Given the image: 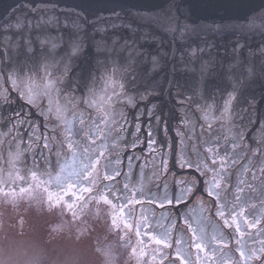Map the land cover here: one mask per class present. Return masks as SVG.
<instances>
[{
  "label": "snow or ice",
  "instance_id": "6c2138e0",
  "mask_svg": "<svg viewBox=\"0 0 264 264\" xmlns=\"http://www.w3.org/2000/svg\"><path fill=\"white\" fill-rule=\"evenodd\" d=\"M30 11L36 14L33 19L25 16L24 22L17 18L14 24L11 21L0 24V146L7 143L11 151L13 146L19 145L21 156L29 151L43 156L47 151L49 155L55 152L58 161L69 156L74 161L78 160L75 166L59 167L58 171L41 170L34 160L33 167L25 171L32 180L59 186L65 197L84 200L87 196H96L109 205L113 209V221L118 220L125 229L134 231L144 246L143 257L148 259V264H215L216 252H209L204 242V229L200 228L198 235L197 229L188 222V216L196 208L204 210L203 205L197 204L188 212L182 209V206L188 208L190 198L197 193L209 199L212 207L208 211L222 221L223 228L227 230V240L217 239L215 234L211 237L217 248L232 252V257L224 260L223 264H235L237 258L239 264H250L253 258L260 260L262 257L256 256L255 249H251L252 257H248L239 240L245 236L240 226L241 218L249 231L258 229L261 220H249L245 208L237 210L233 206L229 209L227 195L221 196L222 192L231 195L229 185L237 193L245 188L255 190L257 182L264 185V137L257 139V135L264 130V117L259 122L254 114L245 118V109L240 104L241 92L235 86L240 84V80L233 71H241L245 82L256 79V68L251 63L245 64L241 70L243 60L239 54L245 43L239 37L250 34L257 25L249 20V32H245L242 25L239 35L231 40L234 59L227 65V74L235 79V85L226 91L222 103L216 101L215 95L207 97L204 94L207 80L210 75L214 77L216 74L215 58L202 60L198 68L195 66L198 56H203L205 51L210 53L214 43L204 47L189 46L180 53V71L198 73V88L180 99L179 103L181 106L187 103L203 114L195 119H203L199 136L207 137L202 139L203 151L193 145V151L188 153L185 148L177 151L174 144L158 143L153 135L152 121L162 122L167 131L166 119L160 121L157 115L162 105L156 98L167 94V89L161 91L163 81L157 73L164 68L165 59L177 57V40L186 43L188 38L197 35L194 27L181 20L178 13L167 15L168 25L164 31L171 36L172 47L166 49L163 45L168 41L163 36L156 35L147 26L139 27V23L153 19L141 13H131L127 22L118 25L115 21L121 20V14L113 11L110 17L114 18L112 23L101 27L82 12L61 9L55 2L32 6ZM118 27L126 28L133 38L109 35L110 30ZM50 29L57 34L52 35ZM137 32L140 33L139 41L135 39ZM229 33L230 29L224 34ZM141 43L155 44L156 50L149 52L140 46ZM258 50L264 55V46ZM249 51H252L250 47ZM77 62L80 71L73 72ZM220 65L224 67L223 61ZM145 66L146 70L138 71ZM172 71H176L175 66ZM261 79L264 80V74ZM171 83L168 82L169 87ZM197 94L203 104L196 99ZM247 101L249 106H254L255 97L248 96ZM18 103L20 106L13 108ZM77 105L81 107L79 112L75 111ZM5 109L10 113L7 120L4 118ZM33 110L36 116L43 118V132L39 131L38 121L31 118ZM184 111L182 124L190 118L189 109ZM208 112L212 113L211 119ZM129 113L137 131L140 130V118L144 115L149 118L145 148L150 150L148 155L159 158V165L153 164L157 180L169 171V165L173 173L179 171L181 175H189L193 179L174 183L171 194L167 183L154 181L153 187L157 192L151 198L145 197L142 186L137 189L127 182V174L118 167L123 163L121 149L130 145L134 148L140 141L139 136L131 141L127 139ZM74 124L78 125L75 130ZM251 124L257 125L250 137L255 148L242 143L249 139L251 129L248 125ZM205 127L208 132L204 131ZM213 127H216L214 137L210 135ZM225 128L229 135H222ZM176 135L181 144L189 139L196 140L195 124L188 129L186 136L179 131ZM25 139L27 145L21 147ZM34 144L40 146L33 149ZM248 152L253 155L249 157ZM135 159L139 158L128 157L129 169ZM241 160L247 163L241 164ZM233 174L236 183H233ZM121 177L124 182H121ZM161 189L163 195L159 197L157 194ZM148 191L151 193V188ZM235 199L239 200V196ZM146 204L161 209L162 214L172 209L177 212V220H183L191 234L188 247L195 253L194 259L180 247L185 243L183 240L174 239L171 232L162 237L153 231L154 226L144 211ZM233 240L237 244L235 249L230 247ZM260 251L264 253V248Z\"/></svg>",
  "mask_w": 264,
  "mask_h": 264
},
{
  "label": "water",
  "instance_id": "95a60500",
  "mask_svg": "<svg viewBox=\"0 0 264 264\" xmlns=\"http://www.w3.org/2000/svg\"><path fill=\"white\" fill-rule=\"evenodd\" d=\"M50 2L58 3L59 7L64 10L82 12L101 27L112 23L114 18L110 19V17L113 11L121 14V20L115 21L118 25L122 22H127L130 19V14L133 12L141 13L146 17L150 16L153 19L146 23H139V27L144 28L147 26L156 35L163 36L168 41L163 45L166 49L172 47V38L164 31L168 25L167 15L173 12L178 13L181 20L186 21L191 27L195 28L197 35L188 38L186 43L179 40L175 42L177 57L175 59H165L164 68L161 72L157 73V76L161 77L163 81L160 85L161 91L167 89L166 95L156 98L162 105L160 112L157 114L160 117V121H164L168 115L169 124L175 118L173 122L175 133L179 131L185 136L188 134V129L195 124L197 139H189L185 144L177 141L175 144L177 151L180 148H185L188 153L193 151V145H195L196 149L203 151L202 139H206L207 137L200 138L199 136L203 119H195L196 116H202L203 114L196 112L187 103L183 106L179 103L180 99L190 95L194 88H198V73L180 71L179 55L189 46L204 47L209 43H214L215 47L212 48L210 53L205 51L203 56H198L195 60V66L198 68L202 60H207L210 57L215 58L216 64L214 70L216 74L214 77L210 75L204 86V94L207 97L215 95L216 101L222 103L226 91H230L233 85H235V79L229 77L227 74V65L234 59L232 53L234 44L231 43V40L233 36L239 35L240 26L242 25L245 26L244 31L249 32V20H251L257 26L250 31V34L240 35L239 38L244 41L245 48L239 55L243 60L241 70L245 64L251 63L256 68L257 77L250 82H245L242 72L233 70L235 76L240 80V84L235 86L241 92L240 104L245 109V118L254 114L257 122H259L261 117H264V80L261 79L262 74H264V55L258 50L264 46V35H261L264 32V0H0V24H5L9 21L14 24L17 18L21 22H24L25 16L33 19L36 14L31 12L30 8L32 6H42ZM22 5L24 6L23 8L21 7ZM61 19H63V14H61ZM229 29L230 33L224 34ZM52 31L55 32V35L57 34L55 30L52 29ZM33 35H35V32ZM109 35H116L122 39L133 38L132 33L124 27L110 30ZM135 39L137 41L140 40L139 32L136 33ZM140 46L147 48L149 52H154L157 47L155 44L143 43ZM249 47L252 49L251 52L249 51ZM185 60L186 62L188 61L187 54H185ZM221 61H223L224 67H221ZM173 66L176 68L174 73L172 71ZM146 67L138 69V71L146 70ZM155 78L153 77V79ZM169 81L172 82L171 87H169ZM177 93L180 94L179 98L177 97ZM248 96L255 97L254 106L248 105ZM196 99L201 104L204 103L203 100H200L199 94L196 95ZM16 105L19 106L18 104ZM77 108L79 109L77 112H79L81 107L77 105L75 109ZM185 108L189 109L188 116L190 118L186 119L182 124L181 117L185 115ZM207 115L211 119L212 113L208 112ZM31 118L38 120L36 116ZM146 119H149L148 116ZM156 124L159 126V131L162 133L166 132L162 122H156ZM87 125L88 121L86 120L85 130L87 129ZM132 127H135V124ZM248 127L251 129L248 134L249 139L242 141V143L255 148L256 145L251 143L250 137L252 132L256 131L257 125L251 124ZM39 131H41L40 128ZM204 131L208 132V129L205 127ZM135 132L140 133V131ZM229 134L227 128L222 132V135ZM165 135L166 137L162 138L159 133L158 141L171 144V138L167 133ZM210 135L213 137L216 135V127H213ZM261 137H264V130L257 135V139ZM142 142L143 140L137 146H143ZM37 146L39 147V145H33V149H36ZM128 148L133 149V147ZM134 151L139 153V156L141 153H145L144 155H146L143 149H134ZM27 153H29L27 156H30L31 159L29 164L33 167V162L36 158L32 151ZM44 153L45 157L49 156L47 151ZM247 155L251 157L253 153L248 152ZM256 159L259 161V156ZM43 161L44 159L42 163H39L35 160L41 169H49L47 163L49 161ZM240 163L244 164L247 161L241 160ZM164 174H167V172ZM178 177L183 176L179 174ZM184 178L193 179L192 176L188 175ZM160 179H163L164 182H170L165 176H162ZM232 179L233 183H236L235 174H233ZM18 188H20L18 191L13 192L11 190L14 189L13 186L11 187L9 184L5 186L0 185V196L6 193L5 197H0V264H135V262H132L134 260H131L122 248H118V241H124L123 243H125L127 240L128 237L123 236L122 233H127L128 230L119 221L117 223L113 221V209L111 207L89 209L91 202L100 201L96 196H88L89 199L82 202L70 197L66 202L68 204H65L67 209L62 207L63 201L59 196V192H57L58 187L55 185H45L37 180H30L26 184L19 185ZM228 189L231 195L222 192L221 196L227 195L229 209L233 206L237 210L245 208L249 220L259 218L261 220L260 225H263L264 185L257 182L255 190L249 191L245 188L244 191L239 193L231 185L228 186ZM143 191L146 194V187ZM18 192L19 194L15 197L14 194ZM237 195L239 196V200L235 199ZM5 200L10 201V203L2 202ZM19 201L34 202L39 209L35 207L38 210H34L31 206L26 208L27 206L23 203L20 206L17 205L16 209V203L18 204ZM194 202L205 205L207 210L212 207L209 199L199 193L195 197L190 198L189 203L192 204ZM83 203L86 205H83ZM96 206L98 207V205ZM145 207L146 205L144 206V211ZM84 210L88 212L87 218L86 216L82 217ZM259 212L260 215L258 216ZM209 216L219 223L222 232L226 235L222 221L214 216L212 212ZM97 217H100L101 221H96L95 218L97 219ZM185 226L187 225L184 223L182 225L184 233L191 236ZM240 226L246 235L245 229L247 226L244 224L242 218ZM116 228L119 238L112 243L108 242L109 245L104 247L103 245L107 243V240L102 241L98 239L97 230L101 229L100 231L105 232L110 229L116 230ZM199 229L197 233L200 234ZM254 230H251L250 233H255ZM203 235L206 236L209 233H206L204 230ZM211 237L210 235V239ZM112 244L115 246H111ZM220 264H223V262Z\"/></svg>",
  "mask_w": 264,
  "mask_h": 264
},
{
  "label": "flooded vegetation",
  "instance_id": "af4514ba",
  "mask_svg": "<svg viewBox=\"0 0 264 264\" xmlns=\"http://www.w3.org/2000/svg\"><path fill=\"white\" fill-rule=\"evenodd\" d=\"M49 31L52 35H55V32H53L52 29H50ZM78 64H79V62H78ZM72 71L73 72H79L80 66L78 65ZM18 105L20 106L19 103H18ZM19 106L15 105V106H13V108L19 107ZM192 109H194V108L192 107ZM78 110H79L78 108L75 109V111H78ZM8 115H10V113L8 112V109H5L4 110L5 120H7L6 117ZM128 115H129V118H128L129 119V125H128L127 130H126L127 139L129 141H131L136 136H139L140 141L143 140V142H142L143 146H137L136 145L133 149H130V148L124 149L122 147L120 155L123 158V163L120 164L118 167H120L123 170V172L125 174H127V182H129V184L132 187L137 188V189H139L141 186L143 187V189L146 187V194H144L145 197L151 198L152 194L157 192L156 188L153 187L154 181L159 182V183H167V185L169 186V194H171L172 185L174 183H176L177 181H180V180H189V179L184 178L187 175H182L183 177H178V175L180 174L179 171H177L176 173H173L171 171V166L169 165V171L167 172V174L160 175L158 180H157V177L155 176L154 171H153V164L158 166L160 163L159 158L156 155H152V156L148 155V152L150 150L145 148V144H146L147 139H148L147 124H148L149 119H146L147 115H144L143 117L140 118V120H139L140 122H138L140 125V130H139L140 133H136L135 132V131H137L136 126L132 127V125L135 124V122H133L132 114L129 113ZM34 116H36V115H35V112L33 110L32 117H34ZM36 117H38V116H36ZM42 119L43 118L38 117V120H36L39 122L41 131L44 130L43 129L44 121ZM174 120H175V118H173L170 121V123L168 124V115L166 116L167 131L165 133H167L168 136L171 138V144L175 145L177 143L178 139H177V136L175 133L176 131L173 129ZM156 122L157 121L155 119L152 121L153 135H154V138L156 139V141L159 143L158 134L160 133L162 138H165L166 135H165V133H162L161 131H159V126L156 124ZM76 127H78V125L74 124L73 130H75ZM128 133H130V135H128ZM174 140H175V142H174ZM26 145H27V139H25V141L21 144V147H26ZM129 147H132V146L130 145ZM134 149H143V150H145L144 152H146V155H144L145 153L144 154L141 153V155L139 156V153H136L134 151ZM9 150L10 149H9L7 143H5L3 146H0V185L5 186V185L9 184L11 187L13 186L14 189H11V190L14 192V191H18L20 189V188H18L19 185L26 184V183L30 182V180H32L30 178V176L28 175L27 171H25V169H30L32 166H30V164H29V162L31 160L30 156H27L29 153H26L23 156L20 155L19 145H15V146H13L11 151H9ZM44 155H45V153H44ZM44 155L41 156L38 153L35 154L34 155L36 158L35 160H37V162H39V163H42L43 159H44L43 162L49 161V162H47L49 165L48 166L49 170L56 169L58 171L59 167L70 168L72 166H75V163H78V160L74 161L73 157H71V156H69L67 158L61 157L58 161L55 152L52 153V155H49L47 157H45ZM129 156H135V157L139 158V159H135L132 161L131 169H129L127 167ZM25 161H26V163H25ZM43 169H45V168H42L41 170H43ZM162 176H165L166 178H168V180H170V182L169 183L164 182L163 179H160ZM120 179H121V182H124L123 177H121ZM56 187H58L57 192H59V196L61 197V199L63 201L62 207L67 208L65 206V204H68L66 202L69 200L70 197H65L63 195L62 189L59 186H56ZM150 188H151V193L148 191ZM17 194H19V192L14 194V196L17 197ZM5 195H6V193L1 195L0 197L3 198V197H5ZM157 195L159 197H162L163 189H161V191ZM88 199L89 198L87 196L86 199L79 200V201H81V202L87 201ZM2 202L10 203V201H8V200L2 201ZM95 202H98V203H95ZM95 202L94 201L91 203L89 202L91 204L89 209H91V210L96 209V208L99 209V207L110 208L109 205H107L101 201H95ZM22 203L27 206L26 208L31 206V208H33L34 210L39 209L38 207H36V204L34 202L31 203V202H25V201L24 202L19 201L18 204L16 203V209H17V205L20 206V204H22ZM77 203H79V202L77 201ZM197 204H201V203H198V202H194L192 204L189 203L188 208H184L182 206V209H183V211L188 212L191 208L195 207ZM83 205H86V204L83 203ZM96 205H98V207ZM259 206H261V205H259ZM35 207L38 209H36ZM203 209L204 210L202 211L201 209L196 208V210L194 212H192L191 215L188 216V222L192 224L193 228H196L198 230L201 227L206 231V233H209V235H206V236L204 235V242L207 244L209 252H212V251L216 252L215 264H220L224 260L230 259L232 257V252L228 249L217 248L216 244L212 241V239H210V235L212 236L215 234L217 236V239H225V240L228 239V236H226L225 233L222 232V228L220 227L219 223H217V221H215V219H213L212 217L209 216L211 211H208L205 205H203ZM106 211H108V210H106ZM145 213L149 216V220L154 226L153 231H155L157 235H161L162 237H167L168 233L171 232L172 237L174 239H181L185 242L180 247L186 253H188L190 258L194 259L195 253L191 252V250L188 247V243L190 242L191 236L184 233V229L182 228V225L184 224L183 220H177V212L174 209L165 210L162 214L161 209H159V208L154 209L151 205L146 204ZM87 214H88V212H86V210H84L82 217H85ZM138 214H139V212L137 213V215ZM259 215H260V212L258 213V216ZM86 218H87V216H86ZM95 220L101 221V218L97 217V219L95 218ZM198 220H199V222H198ZM117 222H118V220L115 223H117ZM160 225H162V227H160ZM173 225H175L174 228H173ZM179 228H182V229H179ZM185 228H187V226H185ZM100 230L101 229L97 230V234L99 237L98 239H101L102 241L107 240V243L105 245H103L104 247L108 246L109 243H112L114 240L116 241L117 238H119L117 236V233H118L117 228H116V230L110 229L109 231L106 230L105 232L100 231ZM245 231H246V235L244 236L243 239L239 240L240 246L244 249V251L246 252V255L248 257H252L251 249H255L256 256L262 257L260 260H256L253 258L251 260L250 264H264V253H262L260 251L262 248H264V223H263V225H259L258 229L254 230L255 233H250L251 231H249V229L247 227H246ZM225 232H227V230H225ZM189 234H190V232H189ZM197 234L199 235V233H197ZM222 234H224V235H222ZM122 235L126 236L128 238L125 241V243H123L124 241L123 242L118 241V248H122V250H124V252L127 255H129L130 259L134 260V261H132L133 263L135 262V264H148V259L143 257V253L145 251V248L143 245H141L139 240H137V237L134 234V231L128 230L127 233L123 232ZM96 238H97V236H96ZM120 239H122V238H120ZM237 239H239V237H237ZM111 246L114 247L115 245L112 244ZM230 247L232 249H235L237 247V244L235 243L234 240L231 241ZM149 256H151V250H149ZM169 264H170V262H169ZM235 264H239L238 258L235 260Z\"/></svg>",
  "mask_w": 264,
  "mask_h": 264
}]
</instances>
